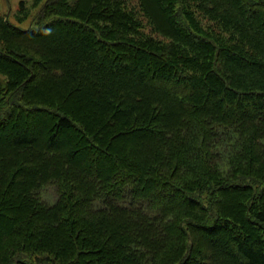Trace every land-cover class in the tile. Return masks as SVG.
<instances>
[{
    "label": "trees",
    "instance_id": "16d2710c",
    "mask_svg": "<svg viewBox=\"0 0 264 264\" xmlns=\"http://www.w3.org/2000/svg\"><path fill=\"white\" fill-rule=\"evenodd\" d=\"M32 11L0 15V264H264V0Z\"/></svg>",
    "mask_w": 264,
    "mask_h": 264
},
{
    "label": "rangeland",
    "instance_id": "374dc122",
    "mask_svg": "<svg viewBox=\"0 0 264 264\" xmlns=\"http://www.w3.org/2000/svg\"><path fill=\"white\" fill-rule=\"evenodd\" d=\"M19 1L20 0H0V15L9 14L10 21L23 28H27L30 25L38 26L40 24H44L48 22L51 19V18H47L37 23V21H34V18H33L34 11H32L31 14L26 19H24L21 22L17 21V17L15 16V13L17 12L18 7H19ZM26 1H27V4L31 3V0H26ZM3 80H4V77L3 75L0 74V82H2ZM41 195H42V198L50 202L56 199V192L53 186H47L43 188Z\"/></svg>",
    "mask_w": 264,
    "mask_h": 264
}]
</instances>
